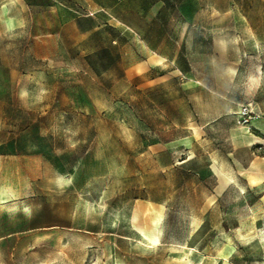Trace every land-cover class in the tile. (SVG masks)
I'll return each instance as SVG.
<instances>
[{"label":"rangeland","instance_id":"rangeland-1","mask_svg":"<svg viewBox=\"0 0 264 264\" xmlns=\"http://www.w3.org/2000/svg\"><path fill=\"white\" fill-rule=\"evenodd\" d=\"M2 10L0 264H264V0Z\"/></svg>","mask_w":264,"mask_h":264},{"label":"bare ground","instance_id":"bare-ground-1","mask_svg":"<svg viewBox=\"0 0 264 264\" xmlns=\"http://www.w3.org/2000/svg\"><path fill=\"white\" fill-rule=\"evenodd\" d=\"M4 8V7H3ZM1 12H3L4 13V11L2 10V11H0V14H1ZM5 14H6V12H5ZM5 18V17H4ZM7 19L6 20H8V22L10 23L11 22V20L8 18V17H6ZM3 21H4V19H3ZM7 22V21H6ZM8 24V23H7ZM11 24V23H10ZM14 25V24H13ZM8 26V25H7ZM9 27V26H8ZM11 27V26H10ZM6 198H7V194H6V192L4 191V190H0V202H5V200H6Z\"/></svg>","mask_w":264,"mask_h":264}]
</instances>
